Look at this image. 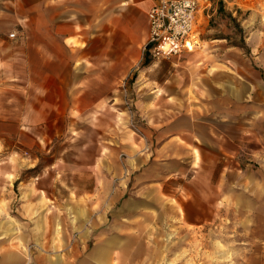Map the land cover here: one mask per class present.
Listing matches in <instances>:
<instances>
[{"label":"rangeland","instance_id":"374dc122","mask_svg":"<svg viewBox=\"0 0 264 264\" xmlns=\"http://www.w3.org/2000/svg\"><path fill=\"white\" fill-rule=\"evenodd\" d=\"M46 1L0 0V264H87L110 236L240 264L264 218V47L245 42L264 0L158 58L155 0Z\"/></svg>","mask_w":264,"mask_h":264},{"label":"crops","instance_id":"0c3cea01","mask_svg":"<svg viewBox=\"0 0 264 264\" xmlns=\"http://www.w3.org/2000/svg\"><path fill=\"white\" fill-rule=\"evenodd\" d=\"M213 6L211 9V18L207 19L206 17H202L200 20L197 31L200 34L201 32L208 30L210 27V24L216 21V17L218 15V12L221 11L220 9H231L233 7H241V5L245 2V0H208ZM63 4L65 5L67 1L62 2V0H57V4ZM154 2H152L149 6V8L153 5ZM246 3V2H245ZM46 4H50V0L46 1ZM248 4V3H247ZM147 9V12L149 10ZM147 12H146V19H147V34H146V41L148 36V18H147ZM75 16H69V17H62L60 19L63 20H73ZM51 18V17H50ZM59 19V17L57 18ZM251 22V19L249 20V23ZM262 30H252L250 29L248 31L247 37H245V42L248 47H251L254 50V47H264V42L261 43L260 46H258L260 42V38L262 35ZM62 37V46L65 47V44L71 45L74 41L78 40V37L80 36L75 28L74 22L69 24L64 29L63 32H61ZM36 48V47H34ZM41 48V47H40ZM254 227V239H255V246L252 248V250L246 255V257L241 261L240 264H264V218H259L256 222ZM114 247H117L119 251L116 255V262H110V253ZM145 250V256L142 259L140 254V249L136 250L135 252H132L129 257L126 255V251L124 248V243L121 242L117 237L110 236L107 239H104L101 243L97 244L89 253V259L90 262L87 264H92L94 261L95 264H162V260L164 257L162 256L163 252L166 251L168 254L173 255L175 250L173 247L169 248H162L159 245H155V247H152V249L149 250V246L147 248L144 247ZM147 253V254H146ZM7 260H11L12 257L8 256L6 258ZM142 259V260H141ZM170 259V258H169ZM164 261V260H163ZM169 264L171 263V260L169 261Z\"/></svg>","mask_w":264,"mask_h":264},{"label":"built area","instance_id":"2783aa9c","mask_svg":"<svg viewBox=\"0 0 264 264\" xmlns=\"http://www.w3.org/2000/svg\"><path fill=\"white\" fill-rule=\"evenodd\" d=\"M208 0H155L147 12L146 48L152 57H169L198 45V24L211 18Z\"/></svg>","mask_w":264,"mask_h":264}]
</instances>
